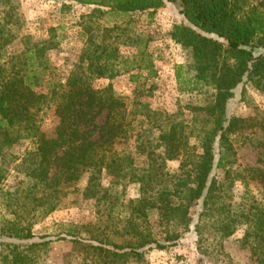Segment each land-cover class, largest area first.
Here are the masks:
<instances>
[{
	"label": "trees",
	"instance_id": "1",
	"mask_svg": "<svg viewBox=\"0 0 264 264\" xmlns=\"http://www.w3.org/2000/svg\"><path fill=\"white\" fill-rule=\"evenodd\" d=\"M73 1L106 7V13L113 16L145 11L153 14L167 4H180L182 23L174 26L171 39L187 50L194 75L183 79V67L177 66L176 80L187 81L189 90L204 86L213 90L211 103L204 107L211 125L203 131L201 154L191 163V170L182 163L180 174L175 176L168 177L152 165L135 168L132 154L124 147L132 135L124 104L111 87L95 89L91 85L93 78L110 79L135 69L145 77H155L157 71L151 53L145 50L146 41L138 52L139 59L119 55L111 44L95 45L86 53L87 66H74L62 82L49 62V51L58 46L53 35L42 41L23 36L22 49L11 51L17 40L12 28L17 17L10 6L0 17V157L21 140L32 141L28 176L34 181L32 189L40 194L32 201L34 208L45 213L57 208L61 187L75 184L84 174L88 175L83 192L87 199L106 193L101 186L103 176L118 181L128 177L129 182L139 184L140 191L132 214L145 218L146 211L157 209L167 226L159 240L131 226V239L124 244L104 236L81 238L77 229H69L66 236L75 245L112 258H140L141 251L174 246L192 230L198 237V248L217 259L222 251L214 249L212 243L229 237L241 216L231 214L224 199L228 182L236 177L231 169L235 157L231 137L243 119L228 116L226 105L240 85L251 84L264 92V0ZM50 106L54 107L57 124L48 136L41 130L40 115ZM177 127L171 124L156 139L155 149L162 150L157 157L162 161L181 153L182 135ZM260 130L264 134V119ZM147 143L135 136L136 153L142 154ZM148 155H155V151ZM246 171L264 189L262 172L254 168ZM255 209L248 220L252 230L246 233L245 241L249 237L256 240L254 254L264 264V211ZM0 235L10 240L0 254L1 264H26L30 250L51 242L32 241L19 250L22 246L13 245L11 240L25 242L34 236L14 220L4 222Z\"/></svg>",
	"mask_w": 264,
	"mask_h": 264
},
{
	"label": "rangeland",
	"instance_id": "2",
	"mask_svg": "<svg viewBox=\"0 0 264 264\" xmlns=\"http://www.w3.org/2000/svg\"><path fill=\"white\" fill-rule=\"evenodd\" d=\"M10 6L17 17V23L12 26L17 40L11 45V51L22 49L20 38L23 36L42 41L53 35L58 46L49 51V62L62 82L74 66H87L86 53L95 45L111 44L119 55L130 58L135 55L139 59L138 52L146 41L145 50L151 53L157 71L155 77H145L135 69L110 79L93 78L91 85L95 89L111 87L113 95L124 104L132 134L124 147L132 154L135 168L147 169L152 165L168 177L180 174L182 163L191 170V163L201 154L203 131L211 125L204 107L211 103L213 90L205 86L189 90L187 81L176 80L177 66L183 67V79L194 75L187 50L171 39L174 26L182 23L179 3L167 4L153 14L145 11L113 16L106 13V7L73 0H0V17ZM96 9L104 13L94 12ZM131 75L134 79H130ZM226 114L243 119L241 128L231 137L235 149L231 169L236 177L228 182L224 199L230 213L241 216L229 237L212 243L214 249L219 247L222 251L217 259L198 248V237L192 230L174 246L141 251L140 258H112L71 243L66 233L74 228L81 238L104 236L124 244L131 239V226L139 232H149L157 240L167 226L157 209L146 211L145 218L132 214L140 191L139 184L129 182L128 177L118 181L103 176L101 186L106 193L87 199L83 192L88 175L84 174L75 184L61 187L54 211L45 213L34 208L36 203L32 200L40 194L32 189L34 181L28 176L31 167L28 153L33 149L29 139L6 149L0 157V230L10 220L30 229L33 240H11L13 245L22 246L19 250H24L32 241H51L30 250L26 264H260L253 250L256 240L249 237L245 241V235L252 230L248 220L256 212L255 208L264 211V189L246 169H258L264 176V134L260 130L264 92L251 84L240 85L226 105ZM40 116L41 130L52 135L57 124L54 107L46 108ZM171 124L178 125L183 146L177 158L162 161L157 157L162 150L155 149L156 139ZM135 136L149 143L142 154L134 149ZM152 150L155 155L149 156ZM8 241L0 235V254Z\"/></svg>",
	"mask_w": 264,
	"mask_h": 264
}]
</instances>
